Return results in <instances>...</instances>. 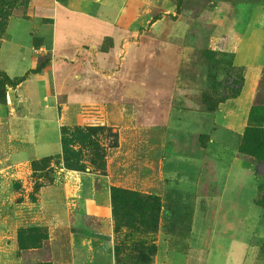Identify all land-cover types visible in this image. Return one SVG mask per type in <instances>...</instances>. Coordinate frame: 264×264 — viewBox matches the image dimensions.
<instances>
[{
  "label": "rangeland",
  "instance_id": "1",
  "mask_svg": "<svg viewBox=\"0 0 264 264\" xmlns=\"http://www.w3.org/2000/svg\"><path fill=\"white\" fill-rule=\"evenodd\" d=\"M104 1L76 0L68 11L53 0H44L45 9L32 6L33 0H0V81L6 94L0 104V224H10L7 232L16 236L7 244L0 240V264H51L48 240L32 247L26 234L28 249L20 251L17 235L27 228L19 227L18 212L39 204L41 192L58 178L52 205L60 207H73L78 187L87 195L95 186L101 203L111 197V187L139 193L115 215L111 204L118 264H146L142 255L151 257L149 264L166 255H172L169 264H264V240L257 234L246 245L243 238L251 235L241 225L252 214L264 224V162L238 149L246 170L234 169L232 151L224 161L204 150L208 133L223 132L235 119L239 131L247 112V126L264 129V35L247 59H261V65L245 71L232 66L245 30L264 32V8L251 12L264 0H128L120 18L112 10L104 15ZM28 80L31 88L22 89ZM35 95H53L46 103H54L59 114L44 128L30 117ZM227 101L231 111L225 115L220 111ZM253 105L259 107L251 115ZM242 137L229 135L232 144ZM36 138L39 155L54 159L32 168L26 162L34 159L30 142ZM62 139L71 162L87 172L67 169ZM191 153H198V169L177 157ZM170 154L172 160L165 159ZM165 175L173 177L166 187ZM225 177L247 180L234 190L237 183L225 184ZM36 184L41 192L34 191ZM251 195L261 207L254 212ZM76 204L94 206L85 196ZM233 218L240 222L236 227L230 226ZM255 227L261 234L263 227ZM40 235L49 237L44 229Z\"/></svg>",
  "mask_w": 264,
  "mask_h": 264
},
{
  "label": "crops",
  "instance_id": "2",
  "mask_svg": "<svg viewBox=\"0 0 264 264\" xmlns=\"http://www.w3.org/2000/svg\"><path fill=\"white\" fill-rule=\"evenodd\" d=\"M76 0H53V4H59V7L70 10V8H73V5L76 4ZM128 0H106L102 4V8L104 9V15L106 12H110L112 10V16L115 14V17H122L121 11L126 10ZM32 6L36 7L37 9H45L44 0H33ZM263 7L264 4H258L254 5L251 12L256 9L257 7ZM99 9V7H98ZM91 13H94L96 8L94 7L91 9ZM101 12L100 10H98ZM116 11V12H115ZM105 21V20H102ZM106 21H110V18H108ZM264 32L259 30H252L250 33L249 31L245 30L244 34H242L239 43L234 51V56L232 58V64L234 68L236 69H242L246 70L248 66L250 65H261L263 61L260 59L258 61H254L253 63H250L247 61L248 57L252 54H254L253 48L256 45V39L259 38V36L263 37ZM260 37V38H261ZM256 65V66H257ZM260 74L257 75V80L259 81ZM245 82V80H244ZM243 82V87L244 83ZM31 80H28L26 83L21 84V88L28 89L30 87ZM31 88V87H30ZM257 93V92H256ZM242 91L240 96L237 98V100H240L242 98ZM256 95V94H255ZM29 99H32L31 95H28ZM52 96H40L35 95L33 98L35 101V105L32 106L30 109V117L34 119L36 126H42L45 127L44 123H54L56 119H58V111L57 107H55V104H47L46 102H53ZM255 97V96H254ZM235 100V99H234ZM254 100V98H253ZM252 100V101H253ZM231 101H227L224 103L221 113L225 115L229 114L231 110H229ZM46 104V105H45ZM253 102L251 103L252 106ZM15 108H11V115H14ZM49 111H53L51 114L52 117H47ZM244 111V108L243 110ZM12 117L11 119H13ZM248 118V112L245 115V119L242 120L241 126L242 128L235 132V129H237V123L236 119L234 121L233 125L226 124L223 126V132H221V129H217L216 131L208 133L209 135V142L206 146L205 155L210 156L213 155V152H216V155L218 159L220 160H227L230 157V151H232V162L231 167L234 169L240 168L246 170V161L244 159H241L238 157V148L240 145L239 142H234L233 144L230 142L229 135L232 134H240L242 135L247 124L246 119ZM57 121V120H56ZM228 121V118L226 119ZM58 127V126H57ZM17 130L16 128H12V135H14V131ZM42 130V129H41ZM40 130V131H41ZM167 133V132H166ZM227 135V138L225 137ZM38 138V135H37ZM36 138L35 142H30L34 149V159L28 160L26 164L31 165V163L34 160H41L45 157H41L39 155V145L40 141ZM167 140V135L164 138ZM239 139V138H238ZM168 143V142H167ZM53 155V154H52ZM50 155V156H52ZM172 154L168 155L165 159L168 158V160H172L173 156ZM198 153H191L188 156L181 155L177 156L182 158V161L185 159V161H181V163L188 165H194V168L198 169V161H200V158H198ZM49 157V156H46ZM188 160H191L192 162H188ZM213 161V160H212ZM251 171V167L249 168ZM166 177V175H165ZM173 177H166L164 181V177L162 179V182L165 183V187L167 184H170L172 182ZM232 178V179H231ZM246 178V179H245ZM225 184L229 183V181L236 182L237 185L234 187V190L236 188L241 187L242 181H246L247 177H225ZM250 180L251 188L253 187L252 181L253 177H248ZM59 182V178L53 182V186L47 188H44V191H40V199L39 204H30L28 208H24L18 212L19 218H18V224L20 228H29V227H36V228H43L46 229L49 234V240L47 243L48 246V255L47 260L51 264H118L117 258H116V250H115V235L114 234V220L112 216L111 211V197H109V194L105 195L104 201L102 203L98 201V191L96 190L95 186H93V189L89 190L87 195L85 191H80L79 187L76 188L77 191L74 193V199L72 200L73 207H65L62 205V207L57 205H52L53 202H55V197L53 195V190L57 183ZM199 180H196V185L198 186ZM213 183V182H212ZM124 186L120 183H117V186ZM111 186L113 184L111 183ZM231 187V185H230ZM229 187V188H230ZM83 193V194H82ZM83 196H85L86 201L88 203H93L94 206L90 207V205H85L83 209H81L76 204V199H80ZM255 196H250L249 201V210H253L254 212V206L260 207L255 202ZM50 198V199H49ZM62 198V195L60 199ZM64 198V197H63ZM65 198H68V196L65 195ZM48 199V201H47ZM46 202V204H44ZM98 202L100 204H98ZM104 203V206L102 205ZM261 208V207H260ZM234 209V208H232ZM6 213V211H4ZM236 211H232V214H235ZM254 214L249 217V220H247V216L242 218L244 221V224H241L242 226H245V228L248 230L250 236V239L246 242V245L255 238V235H260V238L264 240V224L254 222ZM230 222L231 227H236L240 224V222H237L236 218H233ZM81 220V221H80ZM86 221L83 223V221ZM6 222V221H5ZM10 224L1 223L0 224V240L4 241L5 244L8 243L9 240H15L16 236L15 234H9L7 232L8 226ZM256 225L263 227V231L261 234H259L257 231H254L257 229L255 227ZM260 229V228H259ZM232 238L235 236L232 235ZM241 242V238H240ZM238 242V243H240ZM244 242V243H245ZM12 259V257H11ZM19 259V258H18ZM172 260V255H166L164 258H160L158 256H155L153 258L152 264H169V262ZM9 261V260H8ZM20 264H22V260L19 259ZM10 262V261H9ZM264 262V261H263ZM7 263V260H6ZM263 264V263H262Z\"/></svg>",
  "mask_w": 264,
  "mask_h": 264
},
{
  "label": "trees",
  "instance_id": "3",
  "mask_svg": "<svg viewBox=\"0 0 264 264\" xmlns=\"http://www.w3.org/2000/svg\"><path fill=\"white\" fill-rule=\"evenodd\" d=\"M232 66H233V64H232ZM242 87H243V81H242V85H241L240 89H242ZM237 94H238V92H237ZM5 95L6 94L4 92V87L2 85V81H0V104L5 103V101H6ZM239 95H240V93H239ZM257 107H259V106L253 105V108L250 112L251 115H252L253 111H256ZM251 115L249 117V122L251 121ZM94 130H96V129H94ZM61 144H62V151L64 153V161H65L67 169L78 170V171H83V172L86 171L87 172L86 169H82V168L78 167L77 165H74L71 162V158L68 155L66 141L62 139ZM238 149H239L240 154L253 157L254 159L257 160L258 163H263L264 162V129L258 127L255 123H253L252 125L248 124L247 128L245 129V131L243 133L242 141H241ZM53 159H54V157L49 156V157H45L41 160H34L32 162V168H34V166L36 164L41 163V162L46 163V164L51 163V161ZM34 172H36V169H34ZM52 180H53V178H52ZM40 189H41V187L36 184L34 191L39 192ZM110 191H111V204L113 206L114 215H115L117 208H119L122 205H127V202H129V204L131 205L133 203V200L139 197V193H137V192L126 191V190H123V189H120L117 187H111ZM128 197H130V198H128ZM153 201H154L155 210L159 212L161 209L160 208L161 207L160 199L158 197H154ZM42 229L43 228H36V227L27 228V229H23V230L21 229L17 235V241H18V245L20 246V251H24V250L28 249V246L26 244V239H25L26 234H29V241H30L32 247L38 246V244L40 243V241L42 239L45 241L49 240L48 235L47 236H41L40 235V230H42ZM44 230L47 232L46 229H44ZM150 250L152 252L151 255H155L156 251H157V247L153 246L152 249H150ZM141 261L146 263V264H149L151 262V257H148L147 255H142Z\"/></svg>",
  "mask_w": 264,
  "mask_h": 264
}]
</instances>
